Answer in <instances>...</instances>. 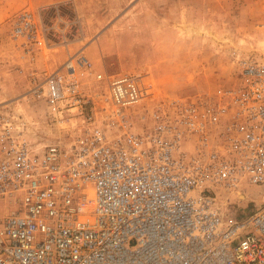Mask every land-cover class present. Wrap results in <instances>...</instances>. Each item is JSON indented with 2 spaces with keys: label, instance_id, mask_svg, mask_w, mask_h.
I'll list each match as a JSON object with an SVG mask.
<instances>
[{
  "label": "built area",
  "instance_id": "built-area-1",
  "mask_svg": "<svg viewBox=\"0 0 264 264\" xmlns=\"http://www.w3.org/2000/svg\"><path fill=\"white\" fill-rule=\"evenodd\" d=\"M58 8L22 10L14 41L46 44ZM240 75L160 99L144 74L97 71L80 49L35 79L49 127H69L42 145L0 113V264H264V201L238 211L264 191V61Z\"/></svg>",
  "mask_w": 264,
  "mask_h": 264
},
{
  "label": "rangeland",
  "instance_id": "rangeland-1",
  "mask_svg": "<svg viewBox=\"0 0 264 264\" xmlns=\"http://www.w3.org/2000/svg\"><path fill=\"white\" fill-rule=\"evenodd\" d=\"M48 6L60 7L65 23L48 16L47 43L26 52L12 37L16 17ZM80 49L97 71L144 74L160 99L212 94L235 87L245 61H264V0H0V113L26 123L32 141L67 131L49 127L44 104L28 94ZM263 201L264 191L250 188L238 211Z\"/></svg>",
  "mask_w": 264,
  "mask_h": 264
},
{
  "label": "bare ground",
  "instance_id": "bare-ground-1",
  "mask_svg": "<svg viewBox=\"0 0 264 264\" xmlns=\"http://www.w3.org/2000/svg\"><path fill=\"white\" fill-rule=\"evenodd\" d=\"M23 125H24V124H23ZM25 125H26V123H25ZM25 125H24V126H25ZM26 126H27V125H26ZM26 126H25L24 128H26V130H27V132H28L29 130H28V128H27Z\"/></svg>",
  "mask_w": 264,
  "mask_h": 264
}]
</instances>
